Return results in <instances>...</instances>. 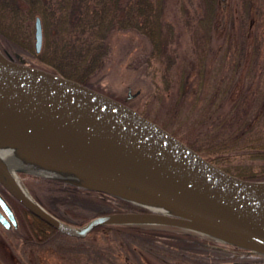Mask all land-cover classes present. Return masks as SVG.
Listing matches in <instances>:
<instances>
[{"label":"water","instance_id":"water-1","mask_svg":"<svg viewBox=\"0 0 264 264\" xmlns=\"http://www.w3.org/2000/svg\"><path fill=\"white\" fill-rule=\"evenodd\" d=\"M42 42L37 16L36 51ZM20 172L107 193L145 210L108 212L75 225L42 206ZM0 183L33 214L71 236L84 237L106 224H164L264 255V180L224 170L126 101L16 61L1 48ZM0 204L16 226L1 195ZM0 222L10 226L1 211Z\"/></svg>","mask_w":264,"mask_h":264},{"label":"rangeland","instance_id":"rangeland-1","mask_svg":"<svg viewBox=\"0 0 264 264\" xmlns=\"http://www.w3.org/2000/svg\"><path fill=\"white\" fill-rule=\"evenodd\" d=\"M162 17L174 27L171 46L176 61L171 87L167 89L161 82L164 64L156 72L157 63L147 61L150 40L134 28L110 31L108 54L90 79L91 87L126 101L139 111L144 108L151 114L156 110L158 121L173 108L180 109L182 115L189 113L191 118L209 112V116L200 118L199 134L213 130L224 117L227 121L219 131L234 130L241 126L244 116L251 115L259 106L264 110V100L259 105L260 94H264V0H164ZM0 48L16 61L46 68L28 52L7 44ZM201 60L204 72L200 82ZM181 79H185L184 94L177 101ZM156 93L161 96L155 97ZM190 140L199 143L194 138ZM234 162L256 165L264 160L236 156ZM35 176L40 175L19 173L20 181L28 190L32 189L34 194L29 192L42 206L75 225L108 212L139 210L107 193L74 191L64 187L70 183L62 181L63 185L54 186ZM10 197L15 204L18 199ZM18 213L21 219L16 226L9 228L0 222V264H236L251 260L220 245L226 243L210 244L207 241L212 238L191 231L179 245L170 238L174 232L163 229L157 230L159 236L154 239L119 229H103L90 231L84 237L57 231L49 239L39 241L29 234L26 221Z\"/></svg>","mask_w":264,"mask_h":264},{"label":"trees","instance_id":"trees-1","mask_svg":"<svg viewBox=\"0 0 264 264\" xmlns=\"http://www.w3.org/2000/svg\"><path fill=\"white\" fill-rule=\"evenodd\" d=\"M163 4L164 0H0V47L7 44L28 52L38 62L43 63L46 69L92 86L90 79L102 65L109 51L107 36L110 31L115 28H134L150 40L151 51L147 61L151 63L154 60L157 63V66H154L156 72L161 71V65L164 64L161 82L168 89L172 84L171 71L176 61V53L171 46L174 40V27L170 22L163 20ZM37 16H40L43 28V43L40 51L35 49ZM203 72L204 60H201L200 82L203 81ZM184 85L185 79H181L177 101L184 94ZM154 95L159 98L161 93ZM154 95L151 98L155 99ZM263 100L264 94H260L259 105L263 104ZM260 107L253 110L251 115L244 116L241 126L234 130L219 131L220 126L227 121L224 117L218 121L213 130L205 131L203 134H199L198 123L201 121L200 118L209 116V112L191 118L189 113L182 115L180 109L173 108L162 121H158L156 110L149 114L142 108L140 112L159 122L224 170L242 178L263 180L264 162L256 164L257 167L254 163L234 162L236 156H243L249 160H264V110H260ZM190 138L196 139L199 143L193 142ZM237 152L245 154L237 155ZM35 177L43 179L42 182L45 183L48 181L54 186L64 184L60 180L48 177ZM64 185L74 191L85 193L90 191L71 184ZM31 192L34 194L33 191ZM18 204L21 207L22 219L27 223L25 227L32 237H38L39 241L47 240L52 233L59 231L22 204ZM99 226L94 227L91 232L119 229L139 236L143 235L148 239H154L155 235L159 236L157 230L163 229L174 232L170 234L172 236L170 238L176 240L178 245L186 238L185 235H190L192 232L164 224ZM169 228L172 231H169ZM207 242L217 245L220 243L212 239ZM220 245L226 247L225 244Z\"/></svg>","mask_w":264,"mask_h":264},{"label":"flooded vegetation","instance_id":"flooded-vegetation-1","mask_svg":"<svg viewBox=\"0 0 264 264\" xmlns=\"http://www.w3.org/2000/svg\"><path fill=\"white\" fill-rule=\"evenodd\" d=\"M0 187H2V188H0V195L3 197V199L6 201V203L10 206V208L12 209V211H13V214H14V216H15V218H16V220H18L17 222H19L20 221V219H21V216H19V211H20V209H18V207H17V205H19L18 203H20V204H22L21 202H19L18 200L17 201H15V204L12 202V200H11V193L0 183ZM3 189V190H2ZM10 195V196H8L7 195V193L5 192V191ZM12 197L14 198V196L12 195ZM23 205V204H22ZM24 206V205H23ZM132 208L133 209H141V207H134V206H132ZM0 211L6 216V218L8 219V221L10 222L9 224H10V226L12 227L13 226V222L10 220V218L7 216V214H6V212H5V210L3 209V207L1 206V204H0ZM30 215V214H29ZM61 218V217H60ZM61 219H63V218H61ZM64 220V219H63ZM66 221V220H65ZM75 224V223H74ZM10 228V227H9ZM226 250L227 249H229V250H231V251H233L234 253H236V254H239L241 257H243V258H246V259H251L250 261H247V262H249V263H251V264H264V255L263 254H254V252H251L250 250H248V249H243V248H236L235 246H234V248H231L230 246H228V245H226V248H225Z\"/></svg>","mask_w":264,"mask_h":264},{"label":"bare ground","instance_id":"bare-ground-1","mask_svg":"<svg viewBox=\"0 0 264 264\" xmlns=\"http://www.w3.org/2000/svg\"><path fill=\"white\" fill-rule=\"evenodd\" d=\"M5 158L7 159V157L5 156ZM8 160V159H7ZM10 172H11V174H10V177L13 179V181L16 183V184H19L20 186H21V184H20V182L17 180V178H16V174L14 173V171L11 169L10 170ZM100 227V226H99ZM102 227H104V226H102ZM107 227V226H106ZM132 227V226H131ZM141 228V227H140ZM143 228V227H142ZM146 228V227H145ZM103 230V229H102ZM105 230V229H104ZM60 232V231H59ZM100 232V231H99ZM73 237V236H72ZM207 238V237H206Z\"/></svg>","mask_w":264,"mask_h":264}]
</instances>
